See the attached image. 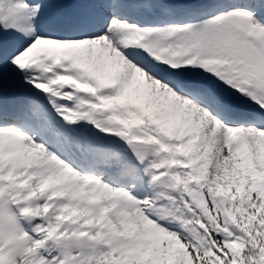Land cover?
<instances>
[{
    "label": "snow or ice",
    "instance_id": "obj_1",
    "mask_svg": "<svg viewBox=\"0 0 264 264\" xmlns=\"http://www.w3.org/2000/svg\"><path fill=\"white\" fill-rule=\"evenodd\" d=\"M0 264H264V0H0Z\"/></svg>",
    "mask_w": 264,
    "mask_h": 264
}]
</instances>
